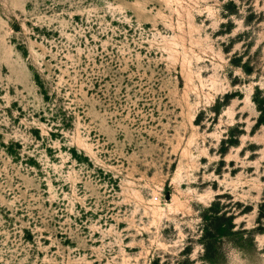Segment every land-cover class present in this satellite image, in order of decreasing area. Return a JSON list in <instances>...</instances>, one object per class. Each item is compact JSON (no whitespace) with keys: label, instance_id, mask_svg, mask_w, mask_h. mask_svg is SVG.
<instances>
[{"label":"rangeland","instance_id":"obj_1","mask_svg":"<svg viewBox=\"0 0 264 264\" xmlns=\"http://www.w3.org/2000/svg\"><path fill=\"white\" fill-rule=\"evenodd\" d=\"M0 264H264V0H0Z\"/></svg>","mask_w":264,"mask_h":264}]
</instances>
